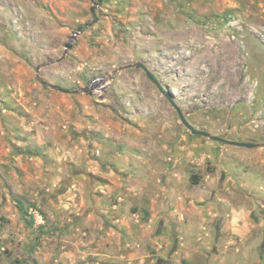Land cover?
Returning a JSON list of instances; mask_svg holds the SVG:
<instances>
[{
    "label": "rangeland",
    "instance_id": "rangeland-1",
    "mask_svg": "<svg viewBox=\"0 0 264 264\" xmlns=\"http://www.w3.org/2000/svg\"><path fill=\"white\" fill-rule=\"evenodd\" d=\"M58 195L144 264H264V0H0V264H41Z\"/></svg>",
    "mask_w": 264,
    "mask_h": 264
},
{
    "label": "crops",
    "instance_id": "crops-1",
    "mask_svg": "<svg viewBox=\"0 0 264 264\" xmlns=\"http://www.w3.org/2000/svg\"><path fill=\"white\" fill-rule=\"evenodd\" d=\"M68 195H64L63 197L61 195L53 198L50 197L51 201L48 202L47 218L42 220V227L45 230L41 237L43 245L36 244L40 238H38L39 236L36 232L35 226L29 227L32 232L30 246L32 247V257H34L38 263L144 264L142 257L137 256L133 243H130V237H133L135 229L138 231L141 225L125 224L123 222L124 215H119L117 212H114V214L111 212V214H109V220L114 221L109 222L108 219V221H105V216L102 213L106 210L103 208H101L99 212H96L97 209H94L86 216L81 217V212L77 203H68V200L67 202L65 201L66 199L64 197H67ZM204 210L205 209H201L199 211V216L201 225L203 226L202 230L207 233V230L204 229L207 225L204 223L206 220V212H204ZM213 214L214 216L217 215L215 212ZM169 224L170 222L168 221L166 223V228H169ZM141 229L142 228H140V230ZM180 229L181 228L177 226V232L180 231V236L178 234L180 239L178 245H182L184 249H188L187 251L189 253H192L195 248H200V241L205 237L207 238V235H209V233H207V235L201 233L199 235L200 240H197L194 244H192V242L187 244L184 242L185 238L183 230ZM240 229L238 231L240 234H243L246 231V227ZM213 230H215V232L210 228V235L212 236L214 233V239H220L224 228L221 227L220 229H217L216 227ZM141 231H143V229ZM135 234L136 238H133V242L138 244V238L140 235L137 233ZM157 234L159 236L157 235L155 241L157 246L160 247V243L158 242L159 238L161 239V236L160 233ZM202 236L204 238H202ZM171 240H169V242H171ZM42 248L45 251L44 256L40 254ZM232 254L235 255L234 250H232ZM215 256L216 255H214L213 258H210V264L217 263ZM236 259L237 255H235L233 261ZM171 260L174 262L177 261L174 257ZM233 261L225 258L222 260V264H235ZM164 262V260L158 259L157 264H163ZM255 263L257 264V262Z\"/></svg>",
    "mask_w": 264,
    "mask_h": 264
},
{
    "label": "water",
    "instance_id": "water-1",
    "mask_svg": "<svg viewBox=\"0 0 264 264\" xmlns=\"http://www.w3.org/2000/svg\"><path fill=\"white\" fill-rule=\"evenodd\" d=\"M76 36V34H73L71 36V40L74 39ZM71 47V43H67L65 44V49H68ZM136 67H142L144 70H146V67L143 66L142 63L140 62H137L135 64ZM148 76L155 82V78L146 70ZM175 108H176V111L181 119V121L185 124V126L190 129V131L193 133V134H197V135H202V136H205V137H208L212 140H215V141H220V142H223V143H228V144H231V145H236V146H241V147H255L256 144L254 143H250V142H241V141H233V140H228V139H225L221 136H216V135H212L210 134L208 131H205V130H197L195 129L193 126H191L185 119V117L183 116L181 110L179 109L178 106L174 105Z\"/></svg>",
    "mask_w": 264,
    "mask_h": 264
},
{
    "label": "built area",
    "instance_id": "built-area-1",
    "mask_svg": "<svg viewBox=\"0 0 264 264\" xmlns=\"http://www.w3.org/2000/svg\"><path fill=\"white\" fill-rule=\"evenodd\" d=\"M34 217H35V220H36V221H38V222H42V217H41V215H39L37 212H35Z\"/></svg>",
    "mask_w": 264,
    "mask_h": 264
}]
</instances>
